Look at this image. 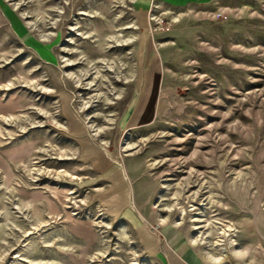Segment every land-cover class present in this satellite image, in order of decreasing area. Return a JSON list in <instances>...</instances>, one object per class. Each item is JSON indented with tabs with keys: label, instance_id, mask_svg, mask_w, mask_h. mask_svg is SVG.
I'll list each match as a JSON object with an SVG mask.
<instances>
[{
	"label": "rangeland",
	"instance_id": "1",
	"mask_svg": "<svg viewBox=\"0 0 264 264\" xmlns=\"http://www.w3.org/2000/svg\"><path fill=\"white\" fill-rule=\"evenodd\" d=\"M126 1L127 7L113 6V0H0V264H131L135 258L139 264H166L167 234L176 228L156 223L157 217L166 215L160 204L169 202L157 200L159 192H166L160 180L188 176L199 183L205 177L213 185L220 181L224 207L217 209V216L236 227L235 250H246L236 264L246 260L264 264V0L162 3L182 12L177 21L162 14L164 10H155L156 2L143 6L140 17L135 2ZM92 7L98 12L90 13ZM118 8L124 9L119 17ZM29 9L45 17L27 25L33 16L22 11ZM152 13L159 14L160 23L150 19ZM133 18L139 28L129 44L105 42L114 31L127 34L131 29L122 23ZM46 30L52 32L48 41L39 37ZM87 30L92 32L82 36ZM147 35L145 50L148 45L154 50L161 71L155 121L125 127L131 95L141 84L138 72ZM158 42L166 44L159 47ZM62 56L78 59L63 66ZM88 61L90 74L95 66L114 65L102 68L107 77L104 85L97 82L96 87L83 88L69 77L62 81L61 69L78 70ZM119 65V74L134 70L131 80L114 77ZM42 85L55 89L47 92ZM101 87L122 89L121 96L108 104L96 99L78 112L74 92L86 97ZM94 112L89 120L97 124H103L109 112L115 117L113 127L97 137H92L83 119ZM52 113L65 126L54 123ZM9 117L13 121H7ZM148 134L151 141L141 152L122 155L126 136ZM100 137L108 140L107 146L98 143ZM49 143L59 152L67 148L77 152L56 159L40 149ZM92 148L109 150L105 157L114 162L109 167L111 178L102 173L108 181L96 178L97 170L88 165ZM151 157L167 160L145 172ZM38 167L44 171L38 172ZM62 169L86 178L82 182L66 175L56 178ZM241 170L249 188L240 185L236 173ZM121 181L128 201L117 221L106 211L103 193ZM126 208L132 217L125 214ZM103 211L108 215L98 218ZM175 214L172 211L170 216ZM34 215L44 221L26 235L23 231ZM140 223L155 236L157 253L147 250L140 239ZM185 228L174 232L186 241ZM204 237L209 241L213 235ZM179 248V253L172 250L187 260L186 246ZM100 250L106 254L91 258Z\"/></svg>",
	"mask_w": 264,
	"mask_h": 264
},
{
	"label": "bare ground",
	"instance_id": "2",
	"mask_svg": "<svg viewBox=\"0 0 264 264\" xmlns=\"http://www.w3.org/2000/svg\"><path fill=\"white\" fill-rule=\"evenodd\" d=\"M38 1L41 2L44 0H38ZM133 1L136 4V14L139 15L140 17L143 16V13L145 12V7L143 6H145L151 0H133ZM17 5H18V2L14 3L13 7L15 8ZM120 5H122V7H127V1L126 0H113V6L120 7ZM42 9H45V8H42ZM154 9L158 11L164 10L162 14H169L172 21H177L183 15L182 12L174 11L171 8H166V7L164 8L161 1H157L154 4ZM116 11L117 13H115V16L117 17L121 16L124 13L123 8H118ZM89 12L92 14H95L98 12V8L92 7L91 11ZM39 13L36 12V10L33 11L31 9H29L28 11L27 10L22 11L23 15L31 14L33 16L31 20L26 22L27 25H31L35 21L41 20L44 15L40 16L41 13L40 14ZM150 16H151L150 19L153 20L155 24L160 23V21H158L160 19L158 13H152ZM56 20L57 18L53 19V22ZM122 24L128 25L126 27L127 28L130 27L131 30H129L127 34H120L114 31L113 34L111 33L112 35H107L111 40H106L105 42L108 43L109 41H112L114 44L117 43L119 45H127L134 39V37L136 36V32L134 29L139 28V23L134 19V20H127ZM142 24H145V23H142ZM16 26L19 27L18 21L16 22ZM149 28L151 27L149 26L147 29ZM91 32H92L91 30L90 31L87 30L84 33L82 32V36L87 37L89 33ZM51 33L52 32H48L46 30V32L45 31L42 32L39 35V37L42 38L43 40L48 41L51 36ZM165 44L166 43H163V42L157 43L159 47H162ZM77 59H78V56L74 58H64L63 57V62H62L63 66H70L74 62H76ZM103 61H105L104 58H103ZM90 62L91 61H88L87 66L82 67L78 70L61 69L60 72L62 73V77H61L62 81L64 80L65 77H69L73 80L76 87L82 86L83 88H86V87L91 88V86L93 85L95 87L98 85L100 86L104 85V81L107 77L102 72L103 71L102 68L105 67V68L112 69L114 68V65H112L111 63L107 65L101 64L102 66L100 67L95 66L94 71L92 72V74H90L91 72ZM119 66L120 67L118 68V71L114 72L115 73L114 77L120 78L121 80L125 82L131 80L134 76V70L129 69L127 70L125 74L124 73L119 74L121 72L122 65H119ZM84 78H88V79L83 80ZM26 82L28 83V80ZM97 82L99 83L98 85H97ZM41 89H43L44 91L50 92V91H53L55 88L42 85ZM121 90L122 89H120L119 91L118 90L114 91V89L108 88V91H105L101 87L98 89H93V92H90L88 96L86 97L85 96L82 97L79 92H74L75 97L78 100L77 107L75 108L78 112L84 111L96 99H102L105 104H108L109 102H112V100L115 97L119 98L121 96ZM109 94L114 95V97L109 96ZM47 112L48 111L44 109V114H48ZM42 113H43V110H42ZM95 113L96 112H94L93 114H86L83 118L87 128H89L91 132L92 137L100 136V134L103 133L105 130L112 128L113 124L115 123V117H113L112 112H109L108 115H105V118H104L105 120L103 124H97L95 122L94 123L90 122L89 119L93 115H95ZM51 115L53 117L52 119L54 120V123H56L57 125L65 126V124H63L62 122H58L56 118H54L55 114L52 113ZM7 121H13V119L9 117ZM23 128H25V126H23ZM159 133H160V136H164L165 132L164 130H161L159 131ZM151 137H152V134L136 136L133 139H129L128 136H126L124 140L121 142V146H120V151L123 152L122 155L130 157L132 155L138 154L139 152H141L144 143L145 142L148 143L151 141ZM98 141H99L98 143L103 144L104 146H107L108 144V140L102 137L98 138ZM40 149L45 151L46 153L49 152L50 155L53 154L56 159L70 158V157H73L75 153L77 152L76 148H73V149L67 148L64 151L59 152L57 151L56 145L53 143H49L48 145H43L40 147ZM90 151L91 149H89V152ZM108 152L109 150L105 149L102 153L105 156L108 154ZM166 160L167 158H162V157L148 158L147 164L145 167V172L154 169L157 164L165 163ZM119 162L120 161L117 160V163ZM91 163L95 165L97 163V160H94L93 158V160L88 165L91 166L92 165ZM36 170L40 172V171H44V168L38 167L36 168ZM148 174L150 175L149 172ZM236 174H237V177L238 176L240 177V182H241L240 185H244V187L249 188L250 182L246 180L244 170L243 171L241 170L240 172ZM35 175H37V173ZM65 175L71 177L72 179H78L80 180V182H82L83 178L85 177V176L74 175L73 173L69 172L66 169L58 170L55 177L59 178ZM160 185H161L160 188H164L166 192L163 194L159 192L157 200L161 201V200L167 199L169 202L160 204L161 205L160 210L166 212V215L157 217L156 223L161 224V225L170 223L176 229L181 228V227H186L185 228V230L187 231V234H186L187 236L185 237L186 243L193 249V254L195 255L197 259H199L198 260L199 264H236L238 257L243 256L246 250L244 249L235 250V245H237V241L235 238V236L237 235L236 227L234 226L233 223L229 221L228 222L223 221L217 216L218 215L217 209L219 207H222V208L224 207L222 194L218 189V187L221 186L220 181L216 180V183L213 185L208 177H205V180L202 183H199L196 180H191L189 176L185 177L184 179H179V177H170V178H164L160 180ZM193 185H196V187L194 189H190L189 187ZM232 185H236V182L233 181ZM213 186H216V187L213 188ZM67 192L72 193L69 191ZM236 192H237V189L233 191L234 194ZM125 193H128V191ZM104 202L107 203L108 205V207L106 208V211L109 212L110 210L111 215L115 216L117 221H121L122 218L118 216L119 208H116L118 205L117 202L115 203V202H112V200H106V199H104ZM17 207L21 208V205ZM208 208L211 210L206 211V209ZM172 211L176 212L174 217L170 216V213ZM212 211H216V212L214 214H211L210 212ZM107 212H104V211L101 212L98 218L101 217L102 219H104L108 215V214L106 215ZM125 214L132 217V211L130 209H127ZM43 221L44 220L41 217L34 215L33 222L30 223L29 226L26 227L23 232L26 235L29 234L30 232L35 230V228L38 227ZM137 229H138V234L140 235V239L144 242L146 249L149 250L150 252L157 253L155 236L150 231H148L145 224L140 223L137 226ZM206 234L207 235L212 234L213 237L209 241H207V239L204 237L206 236ZM228 249H230L231 251H229ZM98 253L102 255L106 254L105 250H100V252H97L91 255V258H94L95 255L97 256ZM133 260L134 261L131 264H139V262L136 261L137 260L136 258ZM239 264H248V260L240 261Z\"/></svg>",
	"mask_w": 264,
	"mask_h": 264
},
{
	"label": "crops",
	"instance_id": "3",
	"mask_svg": "<svg viewBox=\"0 0 264 264\" xmlns=\"http://www.w3.org/2000/svg\"><path fill=\"white\" fill-rule=\"evenodd\" d=\"M157 1H161L163 4L168 3L171 5L173 4L182 5L186 3L203 2L207 0H155V1L151 0L150 3ZM148 41L149 39L147 35V37H145L144 50L146 49L145 47L148 44ZM144 50L142 52V56L140 59V70L138 72V74L140 75L139 80L141 77V82H139L137 79V83L139 82L141 84L140 87L136 85V88L133 94L131 95L132 101L130 100L131 103L129 102L128 104V106L129 105L131 106V111L129 116L127 117L125 127L128 126L144 127L151 125L155 121L156 106H157L156 103H157L159 85L161 80V71L159 69L158 61L156 59L157 54L154 52V50L150 49L149 45H148V52ZM144 52H146L145 55ZM92 149H93L91 151V154L93 155L92 160L93 158L94 160H97V163L95 165L91 163L98 172L96 174V178L106 179L108 181L107 177L111 178L112 175V171L109 167L114 162L110 160L108 157H105L100 149L98 148H92ZM102 173L107 177H104ZM108 191L107 193H103V195L105 194L103 200L107 198L114 199V201L117 202L118 204L116 208H119L120 211L119 213L121 215L122 210L124 209V208L121 209V207L126 203L125 201L128 199L127 198L128 193H125L127 192L126 185L123 186L122 181L120 183H116L115 185L111 184V187L110 189H108ZM121 191L122 192L124 191V195H121L120 193ZM110 195H114V196L112 197ZM174 231H176V229L167 234L169 239L165 244V249H166L165 256L167 258L166 264H199L198 261L199 259L195 257V255L193 254V249L186 243L184 237L181 236L179 231L178 233H175ZM182 246H186L187 248L188 262L185 258H182L181 255L179 256L178 254L179 252H181L182 249L179 247ZM172 248L178 252L177 253L178 255L176 254V252H174V250H172ZM182 251H184V248Z\"/></svg>",
	"mask_w": 264,
	"mask_h": 264
},
{
	"label": "built area",
	"instance_id": "4",
	"mask_svg": "<svg viewBox=\"0 0 264 264\" xmlns=\"http://www.w3.org/2000/svg\"><path fill=\"white\" fill-rule=\"evenodd\" d=\"M221 15V13H217V16L219 17Z\"/></svg>",
	"mask_w": 264,
	"mask_h": 264
},
{
	"label": "trees",
	"instance_id": "5",
	"mask_svg": "<svg viewBox=\"0 0 264 264\" xmlns=\"http://www.w3.org/2000/svg\"><path fill=\"white\" fill-rule=\"evenodd\" d=\"M130 108H131V106H130ZM130 108H129V109H130ZM121 121H122V119H121ZM121 121H120V122H121ZM121 124L123 125V122H121Z\"/></svg>",
	"mask_w": 264,
	"mask_h": 264
}]
</instances>
